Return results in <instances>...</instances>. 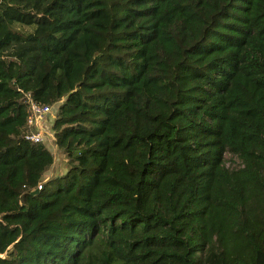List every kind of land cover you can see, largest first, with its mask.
<instances>
[{
	"label": "trees",
	"instance_id": "obj_1",
	"mask_svg": "<svg viewBox=\"0 0 264 264\" xmlns=\"http://www.w3.org/2000/svg\"><path fill=\"white\" fill-rule=\"evenodd\" d=\"M0 264H264V0H0Z\"/></svg>",
	"mask_w": 264,
	"mask_h": 264
},
{
	"label": "built area",
	"instance_id": "obj_2",
	"mask_svg": "<svg viewBox=\"0 0 264 264\" xmlns=\"http://www.w3.org/2000/svg\"><path fill=\"white\" fill-rule=\"evenodd\" d=\"M23 99L27 104L26 131L24 137L32 142H42L46 130V116L49 114L51 106L48 103L34 99L28 92L23 94ZM41 183L42 181L37 184V189L41 187Z\"/></svg>",
	"mask_w": 264,
	"mask_h": 264
},
{
	"label": "rangeland",
	"instance_id": "obj_3",
	"mask_svg": "<svg viewBox=\"0 0 264 264\" xmlns=\"http://www.w3.org/2000/svg\"><path fill=\"white\" fill-rule=\"evenodd\" d=\"M20 27L24 28V29L30 28V26H27V25L20 26ZM54 114H55V112L53 111L49 117L50 118L49 120L47 119V116H46V120H47L46 121V130L44 132L42 142L47 146V148L49 150H51V152L53 153L54 159H53L52 165H50L48 167V169L44 172L43 180L47 179L51 175L61 174L63 171H65V168L67 166L66 157H65L64 153L59 148H57L55 141H54L53 134H52L53 132L51 131V124L50 123L53 120ZM44 127H45V125H44ZM231 156L232 155L230 153H226L227 164L232 165V166L238 165L240 163V160L235 156H232L233 159L230 160L229 158Z\"/></svg>",
	"mask_w": 264,
	"mask_h": 264
},
{
	"label": "water",
	"instance_id": "obj_4",
	"mask_svg": "<svg viewBox=\"0 0 264 264\" xmlns=\"http://www.w3.org/2000/svg\"><path fill=\"white\" fill-rule=\"evenodd\" d=\"M34 191H36V189Z\"/></svg>",
	"mask_w": 264,
	"mask_h": 264
}]
</instances>
